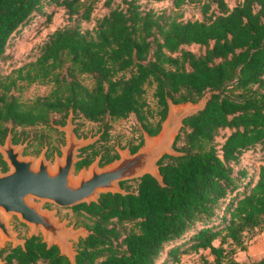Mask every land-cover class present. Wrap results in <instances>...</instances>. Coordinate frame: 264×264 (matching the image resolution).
Masks as SVG:
<instances>
[{
	"label": "trees",
	"instance_id": "16d2710c",
	"mask_svg": "<svg viewBox=\"0 0 264 264\" xmlns=\"http://www.w3.org/2000/svg\"><path fill=\"white\" fill-rule=\"evenodd\" d=\"M170 1V8L156 10L142 0H122L83 29L93 0H0V63L37 14L51 20L48 7L63 8L70 21L48 35L35 60L7 74L0 64V141L10 125L52 126L70 114L101 123L104 136L111 120L135 114L155 135L169 100L197 102L210 93L205 109L186 118L176 137L174 147L183 154L159 161L164 185L145 174L134 190L121 182L125 194L102 193L73 207L91 219L89 234L76 243V264H175L190 252L200 253L201 264H264V255L234 257L264 228V0L233 7L226 0ZM187 4H200L204 19H182L177 10ZM19 82L52 88L27 102L13 92ZM149 84L160 106L155 127L146 124ZM249 152L260 153L257 168L243 164ZM96 156L88 153L76 169ZM117 157L107 148L100 161ZM6 250L3 264H72L41 235Z\"/></svg>",
	"mask_w": 264,
	"mask_h": 264
},
{
	"label": "water",
	"instance_id": "95a60500",
	"mask_svg": "<svg viewBox=\"0 0 264 264\" xmlns=\"http://www.w3.org/2000/svg\"><path fill=\"white\" fill-rule=\"evenodd\" d=\"M208 96L197 102L174 103L169 100L167 116L162 122L160 131L151 135L144 130V143L135 152L130 147H117L119 157L100 166L97 157L88 168L83 167L76 173V164L81 159L79 150L96 142L95 137H78L74 131L73 114L67 118V124L59 126L66 133V144L62 147L63 156L55 162L48 160L44 154L38 159L22 156L21 147H14L8 137L6 145L0 149L11 169L0 171V242L3 238L12 241L13 247L24 246L25 240L18 239L12 233L4 214H17L19 218L32 227L29 236L43 232V241L48 247L56 244L60 254L76 264V250L72 240L86 237L88 229L73 230L64 222H59L55 212L43 209L34 199L51 202L59 207H73L80 203L98 201L102 193H122L126 189L120 183L139 179L145 174L152 175L164 185L159 161L166 155L179 156L183 152L174 147L176 137L184 126V120L198 111L205 109ZM4 262L0 261V264Z\"/></svg>",
	"mask_w": 264,
	"mask_h": 264
},
{
	"label": "rangeland",
	"instance_id": "374dc122",
	"mask_svg": "<svg viewBox=\"0 0 264 264\" xmlns=\"http://www.w3.org/2000/svg\"><path fill=\"white\" fill-rule=\"evenodd\" d=\"M94 11L92 19L90 21H82L81 26L83 29H91L95 24L97 18L107 13L111 7L117 6L122 3V0H112V5L108 6L107 0H93ZM230 7L237 5L241 0H226ZM142 2L148 8H154L161 10L171 7V1L156 2L152 0H142ZM215 6V5H214ZM48 12H52L51 20H47V13L37 14L31 21L23 26L13 37L8 48L9 57L1 61V69L4 74L10 73L13 69L18 68L29 61L35 60L39 54V49L42 43L47 39L48 35L52 33L58 27H62L68 24L70 21L65 10L61 7L54 8L50 6L47 8ZM181 13V18L187 19H204V15L201 10L200 4H187L181 9L177 10ZM185 49L194 52H200L201 49L198 45H185ZM83 80L87 84H91L92 80L88 76H84ZM52 88L51 83L47 82H35L28 84L27 82H19L16 89L13 92L18 95L23 101H32L38 96L47 95ZM209 92L205 95L208 96ZM144 98L147 102L146 108V124L155 127L160 119V106L154 95V85L149 84L146 86V92ZM59 117V115H56ZM110 128L106 135L95 144V146L87 152L79 150L78 156L84 157L88 153L92 154L97 152V157H101L104 154L105 149H111V153L117 151V147L126 148L127 146L138 144L141 138H144V126L138 120L135 114H131L127 118L113 119L109 122ZM61 124V123H59ZM63 124V123H62ZM61 124V125H62ZM76 132L79 137L89 138L95 137L101 134L104 126L101 123L87 120L83 117L75 118L73 122ZM12 127V125H11ZM13 131L17 134L25 131V139H33L30 143L26 142L22 146L24 147V156L34 157L38 159L42 154L52 162H55L57 158L63 156L62 147L66 144V135L58 127L51 126H37L32 128L12 127ZM224 131H222L223 135ZM219 139L222 140L221 136ZM29 141V140H28ZM29 144V145H28ZM28 145V146H27ZM94 157V160L97 158ZM260 153H247L244 156L243 164L257 168L259 165ZM86 167V166H85ZM88 168V167H86ZM76 173H78L76 171ZM138 179L129 180L125 183V188L134 190L138 185ZM39 202L44 209L55 212V217L59 222H64L67 228L77 230L80 228L88 229L91 223V219L84 212L75 211L72 207H59L51 202H45L34 199ZM5 219L9 222L12 233L17 236L18 239H26L29 237L32 227L23 222L17 214H4ZM37 234L43 236V232L39 230ZM77 240H72L74 249L76 248ZM13 246V242L3 238L0 242V261L4 262V257L8 252L6 249ZM5 251V252H4ZM206 254L207 251H201ZM264 255V228L251 239L248 247L244 251H237L234 257L240 261H247L253 259H259ZM175 264H201L200 253L190 252L187 254H181L180 261Z\"/></svg>",
	"mask_w": 264,
	"mask_h": 264
},
{
	"label": "flooded vegetation",
	"instance_id": "af4514ba",
	"mask_svg": "<svg viewBox=\"0 0 264 264\" xmlns=\"http://www.w3.org/2000/svg\"><path fill=\"white\" fill-rule=\"evenodd\" d=\"M75 121V119L73 118V121L72 122H74ZM62 124V123H61ZM61 124H59V123H57V124H52V126L51 127H58V129H60L59 128V126H64V125H66L67 124V119L64 121V123L61 125ZM74 125V124H73ZM26 128H30V127H23V130H25ZM61 130V129H60ZM62 131V130H61ZM74 131H75V133L77 134V130H76V128H75V126H74ZM65 132L63 131V134H64ZM104 134H105V129H102V131H101V136H100V138L96 141V142H94V143H92V144H90L91 145V147L90 148H88L87 150H90V149H92L94 146H95V144L97 143V142H99L102 138H103V136H104ZM65 135H66V133H65ZM78 135V134H77ZM8 137H10L11 138V144H12V146H14V147H21L22 148V151H21V154H22V156H24V153H23V149H24V147L22 146L23 144H25L26 142H28V143H30V141H32L33 139H31V138H27V139H25V131H22V133H20V134H17V133H15L14 131H13V128L11 127V125H10V130L8 131V134H7V136L2 140V141H0V147L1 146H5L6 145V140H7V138ZM79 137V136H78ZM29 140V141H28ZM29 145V144H28ZM27 145V146H28ZM89 145V146H90ZM89 146H86V147H84V148H87V147H89ZM130 147V146H129ZM82 151H83V148L81 149ZM117 152V151H116ZM118 153V152H117ZM119 155V154H118ZM46 157V156H45ZM79 157V156H78ZM85 157V156H84ZM84 157H81V159L82 158H84ZM97 157V156H96ZM101 158H102V155H101V157H100V160H101ZM118 158V157H117ZM116 158V159H117ZM115 160V159H114ZM113 160V161H114ZM94 161V160H93ZM108 164V163H107ZM104 165H106V164H103V163H101V161H100V166H104ZM89 166V165H88ZM88 166H86V167H88ZM85 167V166H84ZM11 169V167L9 166V164H8V162L4 159V154H3V152L1 151V149H0V171L2 172V173H6V172H8L9 170ZM81 170V169H80ZM80 170H77L76 169V171L77 172H79ZM127 182V181H126ZM78 205V204H77ZM74 207V206H73ZM72 207V208H73ZM43 208V207H42ZM44 209V208H43ZM37 235H39V234H37Z\"/></svg>",
	"mask_w": 264,
	"mask_h": 264
}]
</instances>
